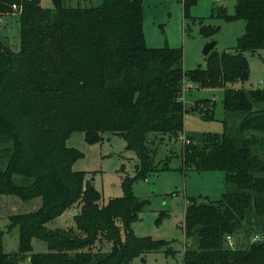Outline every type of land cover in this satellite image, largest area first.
<instances>
[{"label":"trees","instance_id":"obj_1","mask_svg":"<svg viewBox=\"0 0 264 264\" xmlns=\"http://www.w3.org/2000/svg\"><path fill=\"white\" fill-rule=\"evenodd\" d=\"M51 1L45 8L40 0H0V18L14 14L19 32L17 49L0 39V195L41 199L36 210L9 216L6 231L18 228L16 251L3 250L0 230V264L26 256L30 264H134L150 252L170 253L168 241L134 234L131 225L146 201L132 186L165 168L154 162L156 141L181 137L186 79L223 88L225 130L184 140L182 170L223 171L225 191L217 200L186 199L182 264H264L263 240L244 246L233 236L245 225L249 236L264 233V84H233L248 79L244 53L264 49V0H237L233 14L212 7L210 18L243 20L244 32L230 51L212 49L204 67L189 71L180 48L146 45L142 0L74 7ZM181 1L189 18L196 0ZM218 29L203 24L199 33L211 41ZM199 108L212 118V100L202 99ZM230 120L236 124L227 125ZM74 131L90 143L104 132L117 134L135 152V177L121 179V196L102 202L87 173L72 169L82 156L66 144ZM68 208L75 230L46 226ZM33 238L48 250L32 252Z\"/></svg>","mask_w":264,"mask_h":264},{"label":"rangeland","instance_id":"obj_2","mask_svg":"<svg viewBox=\"0 0 264 264\" xmlns=\"http://www.w3.org/2000/svg\"><path fill=\"white\" fill-rule=\"evenodd\" d=\"M236 2L237 0H196L189 9V18H184L181 0H142L145 43L153 48L166 45L180 48L184 71L198 66L204 67L206 61L202 49L210 39L200 36V26L218 25V32L212 39L216 42L213 50L230 51L236 45L237 38L244 32V21L237 19L226 22L222 19L210 18L209 15L212 7H223L228 14H233ZM40 3L45 8L52 7L51 0H40ZM100 3L101 0H64L66 6L72 7L96 6ZM200 17L201 23L198 19ZM0 39L6 41L12 48H19L16 16L8 13L0 18ZM244 55L248 62V79L233 83L234 86L243 89L262 87L264 49L259 50L258 53L246 52ZM222 97L223 88H200L193 82L184 80L181 93L185 108L182 135L176 140L165 137L163 140L156 141L154 162L158 167L165 168L148 173L145 179H136L132 186L133 194L140 200L146 201L139 218L131 225L134 234L168 241L170 253L162 250L150 252L143 259L136 257L133 260L134 264H182V254L186 243L181 225L185 216L186 199L195 197L199 201L217 200L225 191L223 171H183L180 156L184 140L188 137L197 139L203 133L221 134L225 130ZM202 99L213 101L212 118L203 117L199 108ZM228 123L229 126L236 124L231 120L227 122V125ZM66 144L82 153V156L72 164V169L87 173L93 186L100 192L102 202L123 194L121 179L124 176L135 177L136 154L125 148V140L117 134L104 132L100 141L90 143L85 140L83 132L74 131L68 137ZM40 203L39 197L23 201L17 196L0 195V230L4 231L2 246L5 252L16 251L18 247L17 226L9 232L6 231L9 216L36 210ZM73 214V208L65 209L46 226L75 230ZM246 227L248 226L240 228L233 235L244 242V246L254 241V237L264 241V233L261 230L256 232L257 235L249 236L244 230ZM187 242L192 240L188 239ZM110 246L108 242L103 245V248L109 250ZM47 250V245L42 239H32V252ZM18 264H30L29 257L26 256Z\"/></svg>","mask_w":264,"mask_h":264},{"label":"built area","instance_id":"obj_3","mask_svg":"<svg viewBox=\"0 0 264 264\" xmlns=\"http://www.w3.org/2000/svg\"><path fill=\"white\" fill-rule=\"evenodd\" d=\"M11 9H12L13 13H19L20 10H21V6L19 4H17V3H12L11 4ZM255 238H257V237H254V240L258 239V238L257 239H255ZM226 240H227L228 246L233 247L234 243H233L232 237L231 236H226Z\"/></svg>","mask_w":264,"mask_h":264},{"label":"water","instance_id":"obj_4","mask_svg":"<svg viewBox=\"0 0 264 264\" xmlns=\"http://www.w3.org/2000/svg\"><path fill=\"white\" fill-rule=\"evenodd\" d=\"M215 45H216V42L213 40L205 43V45L203 46V49H202V54L204 56H207L209 54V52L215 47Z\"/></svg>","mask_w":264,"mask_h":264},{"label":"crops","instance_id":"obj_5","mask_svg":"<svg viewBox=\"0 0 264 264\" xmlns=\"http://www.w3.org/2000/svg\"><path fill=\"white\" fill-rule=\"evenodd\" d=\"M12 15H14V14H12ZM15 16V15H14ZM213 39V38H212ZM190 108H192V106L190 107ZM37 209V208H36Z\"/></svg>","mask_w":264,"mask_h":264}]
</instances>
